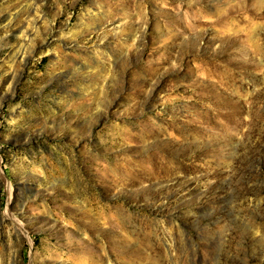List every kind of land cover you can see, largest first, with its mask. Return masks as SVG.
<instances>
[{
    "label": "rangeland",
    "instance_id": "rangeland-1",
    "mask_svg": "<svg viewBox=\"0 0 264 264\" xmlns=\"http://www.w3.org/2000/svg\"><path fill=\"white\" fill-rule=\"evenodd\" d=\"M0 264H264V0H0Z\"/></svg>",
    "mask_w": 264,
    "mask_h": 264
}]
</instances>
